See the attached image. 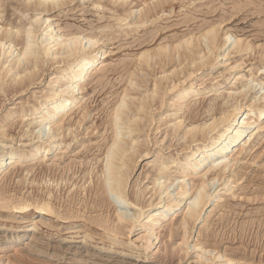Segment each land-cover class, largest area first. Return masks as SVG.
Instances as JSON below:
<instances>
[{"label": "rangeland", "instance_id": "374dc122", "mask_svg": "<svg viewBox=\"0 0 264 264\" xmlns=\"http://www.w3.org/2000/svg\"><path fill=\"white\" fill-rule=\"evenodd\" d=\"M15 1L17 0L12 1L14 6L16 5ZM98 1L101 0H73L60 8L52 9L47 14L40 15L49 17L62 34L72 31L87 37L98 38L97 46L101 47L104 52L100 64L89 74L84 75L81 83L83 89L76 96L72 110L64 117L66 126L57 138H63L61 147L64 148L59 150V154L55 153L51 155L53 157L45 158L43 161L40 158L28 157L26 154L33 145L50 140L48 131L43 132L39 137L35 130L31 131L34 129L33 122L38 120L36 115L28 117L32 119V125L30 124L31 126L28 125L26 128L17 122L21 112L13 115L8 113L11 108L26 103L28 100H30V104L34 103V98L45 93L51 83H56L55 80H49L50 77H54L55 72L60 70L57 68V64L50 61L48 63L45 58L43 68H46L41 74L42 76L40 75L39 80L25 87L23 94L14 92L6 86L4 87L5 92H0V126L8 123V137L0 136V156L3 151L11 149H21L25 152L21 157L13 156L14 158L10 160L13 164L4 167V172L0 175V192L6 198L4 199L6 206L25 199V197L28 200L41 198L46 200L49 198L47 195L51 193L52 205L54 204L55 208L61 207L62 210L59 207L57 210L63 212L61 214L66 218L70 216L66 220L59 219L54 215H42L34 209L12 212L10 208L1 206L2 202H0V253L4 251L3 248H6L12 232L24 230L27 225L36 223L37 227L34 231L37 237L42 239L41 243L44 246L48 245L47 249L49 250L47 253L28 254V264H91L88 261L75 262L73 260L72 263L68 259L72 254L77 256L89 253H93V258H97L100 260L97 262H103V264H203L206 260L199 263L201 259L197 256L201 245L214 250L211 256L207 255L210 256L207 257V264H220L221 255L238 262L264 264V126L258 129L256 123L250 125L246 130L245 140L251 136L243 146V151L238 157L239 161L234 162L233 167H227L225 176H231V178L222 176L220 180L207 181L206 195L210 196L206 197L207 203L199 219L189 226L191 228H189L190 233L185 246H180L182 229L178 228V220L170 216V219L158 229V239L153 242L151 248L145 250V240L142 237L148 234L149 227L143 224L147 221V215L155 214L157 208L155 206L149 211H145V209L140 211L139 207L156 198L153 189L155 172L152 167H156L159 162L168 165L169 170L162 175L160 181H165L164 184L169 186L167 193L168 195L173 194L171 196L173 197L178 184L176 177L181 175L179 163L181 160L184 162L183 157L189 151L188 146L194 144V142L182 141V139L173 136L170 127L164 123L169 119L167 116L170 112V107L167 106L170 102L169 94L166 95L168 99L166 106L157 102L152 108L150 107L151 115L147 116L148 120L146 119L140 134L135 131L130 136L124 131L126 132L125 138L139 135V139L146 144L143 148L148 147L149 153L145 156L142 154L143 156L138 157L132 164L131 174L127 180V198L121 205L127 204V207L122 210H126L129 215L135 214L138 217L131 221L134 222V225L127 226L122 235H117L119 241H123V245L109 247L110 236L112 238L115 235L111 232L106 235L104 229L98 227L95 222L106 216L108 225L111 227L113 226L111 221H114L116 217L113 206L116 200L115 196L111 197L108 192L107 194L97 191L96 185L101 182L102 169H99L103 166L105 148L108 146L109 135L112 133L109 114L115 107L119 96L122 95V90L128 84L129 72L136 69L135 64L139 54L154 52L163 45L173 44L192 32L197 36L207 26L220 24L218 50L211 55V65L214 68L211 65L204 66L188 79L189 83L194 82L197 87H202L205 83L206 85L198 92V100L195 104L194 101H191L186 111H181L179 115L172 118L180 116L179 119L184 120V125H190L209 120V114L212 111L207 108L213 103V107H215L213 112L215 110L216 114L223 109L228 110L237 103H242L245 109H248V104L264 105V0H194L190 2L191 4L186 3L187 5L181 4L177 0H168L169 2L165 4V13L160 12L159 15L157 14L158 16L153 17V19L155 18L153 23L150 20L134 31L129 30V26L126 25L129 18L123 21L116 20L112 5L107 3L108 7L101 9L96 5ZM130 1L135 6L142 2V0ZM11 7L6 3L5 7L0 8L4 9L0 19L16 25L18 18ZM32 14L33 12H30L28 16ZM43 17H40L41 20L37 25L33 24L36 29L40 26L35 36V40L37 39L38 42L41 40L42 30H44L45 24H41ZM25 21L27 23L30 20L26 19ZM226 34L231 35L227 42H225ZM205 42L203 39V47L206 45ZM235 43L239 44L240 52L234 50ZM204 51L207 52L206 48ZM175 57L177 59V55ZM2 58L3 56L0 55V60ZM154 61L155 59L152 64L155 63ZM235 64L241 65L231 73L227 72V69ZM175 66L176 64L174 66L166 65L165 73H159L160 69L157 64L151 68H144L146 71L139 70L142 75L150 72V75H146L147 84L141 83L143 88L140 87L142 90L140 93L145 92L144 88H152L154 78L170 73ZM177 66L180 67V65ZM178 67L177 69H179ZM139 71L137 74L142 76ZM242 91L247 93L246 96H239L236 103H233L229 95L237 96ZM178 107L179 104L173 106V108ZM196 113L198 116L195 115ZM254 116L251 110H245L241 119L252 121ZM261 120L264 125V118H260L258 121ZM68 125L71 126L72 132L66 130ZM71 134L75 137L72 138ZM243 141L240 145L243 144ZM184 142H187V145ZM204 166L205 164L201 163L199 168L197 167L198 171H201ZM232 169L235 173L231 171ZM236 172L240 174V178L236 183H231V180L234 181V177L236 178ZM195 179H197L195 176H189L187 181L192 189L197 183ZM74 192L75 194H73ZM136 196H139L138 201ZM211 196L212 198H210ZM127 200L129 201L127 202ZM135 201L136 203H134ZM181 209L183 208L181 207ZM72 211L76 214L75 218L72 216ZM41 220L51 221L54 223V227L41 223ZM170 222H174V225L177 223V227L172 228V236L166 228ZM86 227L97 229L95 230L97 234H94V237L90 239L89 237L83 238L82 230ZM104 234L107 237L103 236ZM99 236L104 237L105 240L100 241ZM187 244L188 248L183 249V247H187ZM192 244L199 245L192 247ZM108 247L109 249H107ZM68 248H72L70 250L72 254H66L64 258L63 256L58 258L51 254L66 252ZM0 264L3 263L0 262Z\"/></svg>", "mask_w": 264, "mask_h": 264}, {"label": "bare ground", "instance_id": "6f19581e", "mask_svg": "<svg viewBox=\"0 0 264 264\" xmlns=\"http://www.w3.org/2000/svg\"><path fill=\"white\" fill-rule=\"evenodd\" d=\"M12 1L13 0H0V8L5 7V4L7 3V5L10 7L12 6L11 10L16 12V18H18V24L16 25H13V23L4 22L0 19V55L3 56L2 60H0V92L4 93V87L6 86L14 92H20L23 94L25 87L33 84L39 80V77L42 76L41 74L46 68H43V61L45 58L46 62H53L54 64H57V68L60 69L59 71L55 72L54 77H50L49 80H55L56 83H51L46 89L45 93H43L40 97L34 98V103L30 104V100H28L26 103L19 104L18 106L8 110L10 115L21 112L19 113V121L17 122H19L20 126H26V128L28 125H32V119L28 117L36 115L35 117L38 120L33 122L34 129L31 131L35 130L36 134H38V137L41 136L43 132L48 131L50 140L45 143H36V145H33L26 154L30 158H40L43 161L45 158L53 157L51 155L55 153L59 154V150L64 148L61 147L63 138L57 139L66 126V120L64 117L69 111L72 110L76 96L80 94L79 92H81L83 89L81 83L83 82L82 79L84 75L89 74L100 64L104 52L101 47L97 46L99 42L98 38L87 37L83 34L72 31L62 34L60 29L50 21L49 17L40 16L41 14H47L56 7L60 8L67 2H71L73 0H17L15 1V6L12 4ZM177 1H180L181 4H186L193 2L194 0ZM168 2V0H142L138 6H135L132 5L130 0H101L98 1L96 5L98 8L100 7L101 9H106L108 7L106 5L111 4L112 8H114L115 19L123 21L129 18V20L126 22V25L129 26V30L134 31L150 20L153 23V20L155 19H153V17L158 16L160 12H164L165 4ZM171 7H173V5H171ZM3 12L4 9H0V15L3 14ZM30 12H33V14L28 16ZM1 17L2 16H0V18ZM40 17L44 18L42 19L41 24L45 25L43 28L44 30H42L40 34L41 40L39 43L37 39L35 40V36L40 26L36 29L33 27V24L37 25L41 20ZM26 19L30 21H27L26 23ZM209 26H207L206 29L204 28V31L197 36L193 34L194 32H192V34L190 33L188 36H183L181 40H177L173 42V44L163 45V47H160L159 50L154 52H141L135 64L136 69L132 72H129V77L127 76L128 84L126 83L127 86H125V88L122 90V95L119 96L115 107L109 114L112 133L109 135V143L107 148H105L106 151L104 155L105 157L103 166L99 169H102L100 175L101 182H99L100 180L98 181L99 183L96 185V189L101 193H110L109 195H111V197L112 195L115 196V203L113 204L112 202V204L115 207L114 210L116 211V217L114 221H111L113 224L111 227L108 225V219L105 215L104 216L106 218L102 216L103 219L95 221L98 227L104 229V233H106V235H108L110 232L111 234L115 235L112 238L110 236L109 241L107 240L109 242V247L123 245V241L120 242L118 239L119 237L117 238V235H122L124 229L127 226L134 225V222L131 221L138 217L135 214L129 215L127 214L126 210H122L126 209L127 204L123 206L121 205L124 201H126L127 198L126 185L131 174L132 164L136 162L138 157L143 155L145 156L149 153L148 147L145 149L143 148L146 144H144V142L139 139V135L132 137L130 136L135 133V131L140 134V130H142L141 128L144 126V123H146L145 121L147 116L151 115V112L149 111L150 107L152 108V106L156 105L157 102H159L160 105L166 106L168 101L166 95L169 94L170 102H168L167 105L170 107V112L167 114L169 119L164 123L170 127V131L173 136L182 139V141L184 140L194 142V144L192 143V146L190 145L191 147L188 146L189 151L183 157L184 162L181 160L179 163V171L181 172V175L180 177H176L178 184L173 197H171L173 194L168 195L167 190L169 186L164 184L165 181H160L161 177H163L162 175L169 170L168 165L159 162L156 167H152L153 172H155V178L153 179V189L156 198L148 203L145 202V205L142 204L141 207H139L140 211H143V209H145V211H149L155 206V208H157V212L155 214L147 215V221L143 224L144 226L146 225L149 227L148 234L142 237V239L145 240V250L151 248V246L154 244L153 242L158 239V229L162 227L163 223L170 219V216L178 220V228L182 229V235L180 234L182 236L180 246H185V244L188 242L187 240L190 233L189 228L191 227L189 226L199 219L201 212L207 203V181H213L215 179L220 180L222 176L231 178V176H225L226 170L227 167H231L234 162L236 163L239 161L238 157L243 151V146L245 143H247L251 136L250 135L249 138L245 140V135H247L246 130L253 123H256L258 129L263 128L264 126L263 120L258 121L260 118H264V105L262 104H248V109H245L243 108L242 103H237L232 105V107L228 110H224L222 108L223 110L216 114L215 110L213 112V109L215 108L213 107L214 103L212 105L210 103L211 106L208 107L210 109L207 108V110L212 111L209 114V120L197 124H187L188 126L184 125L185 122L182 118L179 119L180 116L172 118L177 114L179 115L181 111H186L188 104L191 101H194L195 104L198 100V92L204 87V85H206L205 83L202 87H197L194 82L189 83L188 79L193 73L202 67L208 65L210 66L211 55L216 50H218L217 43L220 24L216 26ZM230 37V34H226L225 42H227ZM203 39L206 41L205 47L202 46ZM205 48L207 52L204 51ZM234 50L241 51L239 44L236 45L235 43ZM176 55L177 59L175 57ZM154 59L155 63L152 64ZM155 64H157L158 69H160L159 73H165V67L168 64L171 66L176 64V66L170 73H166L158 78H154L152 80V88H144L145 92L141 94V88H143L141 83L147 84L148 78L146 75H150V72L142 75L140 71L143 72V70H145L144 68H151ZM177 65H180V67ZM240 65L241 64H235L229 67L227 72L231 73V71L235 70L237 67H240ZM177 67L179 69H177ZM212 68L214 67L212 66ZM138 71L142 76L137 74ZM181 74L183 79L180 77ZM246 94L247 93L245 91H242L239 92L237 96L229 95V97H231L233 103H236L239 96L245 97ZM176 104H179L180 108H173V106ZM245 110H251L254 113L255 116L252 118V121H245L244 119H241V115L245 112ZM195 115L198 116V113ZM151 121H153L152 118ZM7 126L8 123L7 125L0 126V136L3 135L4 137H8ZM66 130L72 132L71 126L68 125ZM124 131H126L128 135H131L128 136V138H125L124 135L126 132ZM242 141L243 144L240 145ZM185 144L187 145V142ZM24 154V150L21 149L3 151V154L0 156V175L4 172V167L13 164V162L10 161L12 158L15 156L21 157ZM201 163H204L205 166L203 169H201V171H198ZM231 171L233 172V169ZM189 176H195V178H197L195 179L197 183L195 184V187L193 186V189L187 183ZM239 178L240 174L237 173L236 178L234 177V181L231 180V183H236ZM92 180H94V178H92ZM169 185L172 184L169 183ZM75 192L73 194H75ZM47 196L49 198L46 200L42 198L39 200H28L26 197L25 199L20 198V201L10 204V206H6V200H4L6 198L3 197V193L0 192V202H2L1 206L4 208H10L12 212H22L27 209H34L36 212L42 215L48 214L54 215L59 219H69L70 216L66 218V216L61 214L63 212L57 210L59 206L55 208L53 206L54 204L52 205L53 202L50 199L51 193H49ZM169 197L170 199H168ZM135 198L137 201L139 200V196H136ZM210 198H212V196ZM157 199L158 201H156ZM128 201L129 200H127V202ZM134 203H136V201ZM181 207L183 209H181ZM59 208L61 209V207ZM72 214L73 218H75L76 214L73 211ZM40 222L50 227H54V223L51 221L41 220ZM174 226L177 227V223L174 225V222H170V224L166 227L170 234L173 233L172 228ZM36 227L37 224L32 223L27 225L24 230L21 229L20 231L16 230L15 232H12L10 235V241L7 242L5 240L7 245L6 248H3L4 251L0 253V262L3 264H28V254H39L40 252L47 253L49 250L47 249L48 245L44 246L43 243H41L42 239L37 237V234L34 231ZM95 230L97 229H88V227H86L82 230V233L84 234L83 238H93L94 234H97V231ZM106 235L104 234L103 236L107 237ZM99 239L100 241L105 240V238L102 236H99ZM197 245L199 244H192V247H196ZM188 246L189 245L187 244V247H183V249L188 248ZM109 247L107 249H109ZM70 250H72V248H68V251H63V253L60 254H55L54 251V253L51 254L53 256H58V258H61V256L64 258V255L72 254L70 253ZM213 251L214 250L207 248V246L205 247L201 245L197 255L199 259H201L199 263L203 262L202 260H206L204 262L207 264V259L212 255ZM52 255L50 256L52 257ZM74 255L76 254L66 257H68L69 261H88L91 262V264H103V262L98 263L97 261L100 260H97V258H93V253L77 255L79 257ZM220 257L222 259L220 264H248L247 262L235 261L231 258L225 257L224 255H221ZM29 260L32 259L29 258Z\"/></svg>", "mask_w": 264, "mask_h": 264}]
</instances>
